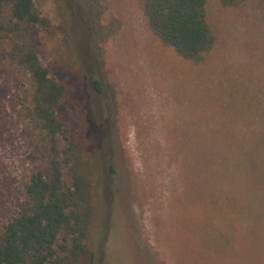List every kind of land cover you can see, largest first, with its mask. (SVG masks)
<instances>
[{"label": "rangeland", "instance_id": "rangeland-1", "mask_svg": "<svg viewBox=\"0 0 264 264\" xmlns=\"http://www.w3.org/2000/svg\"><path fill=\"white\" fill-rule=\"evenodd\" d=\"M35 5L48 22L41 64L78 89L75 46L84 42V29L89 32L98 21L112 24L113 33L93 43L101 49L102 86L115 94L116 116L105 117L112 143L106 155L116 175L109 187L100 158L91 180L96 190L91 250L105 236V264H264V205L247 196L264 182L258 184L255 170L237 166L238 153H224L223 145L264 137V0L238 7L206 0L216 43L199 65L154 37L137 0H35ZM16 92L0 80V114L12 120L0 140V227L38 162L16 119ZM82 100V93L75 94L61 113L76 120L83 115ZM103 106H111L109 98L91 94L94 123ZM88 162L98 165L99 159ZM223 163L235 166L231 180ZM225 189L238 202H226Z\"/></svg>", "mask_w": 264, "mask_h": 264}, {"label": "trees", "instance_id": "trees-1", "mask_svg": "<svg viewBox=\"0 0 264 264\" xmlns=\"http://www.w3.org/2000/svg\"><path fill=\"white\" fill-rule=\"evenodd\" d=\"M137 1L151 33L178 57L199 65L212 52L216 40L207 21L206 0ZM259 1L220 0V3L223 7H238ZM47 28L48 22L40 15L35 0H0V80L9 81L17 91L16 119L23 135L38 152L37 165L23 184L12 215L0 227V264H105V236L91 250L96 210V190L91 180L96 166L102 164L101 158L109 187L115 185L116 170L112 158L106 155L112 143L105 116L115 117L116 108L115 94L102 86L97 74L102 65L101 49L93 39L100 34L110 36L112 24L103 27L98 21L89 32L84 29L85 43L81 41L75 46L79 49V70L73 73L80 89L69 78L51 76L50 69L41 64V34ZM81 93L83 115L75 120L61 113V106ZM91 94L99 99L106 95L111 102L110 107L96 110L98 123L90 117ZM11 124L12 120L1 113L0 140ZM223 145L224 153L231 150L238 153L237 166L255 170L254 174L260 176L258 184L264 182L261 173L264 165L258 159H264V137ZM86 156L97 157L98 165H89L90 158ZM223 165L231 180L235 166ZM259 186L258 192L247 196L260 206L264 205V185ZM225 191L222 195L226 202H238ZM254 222L257 224L256 219Z\"/></svg>", "mask_w": 264, "mask_h": 264}]
</instances>
